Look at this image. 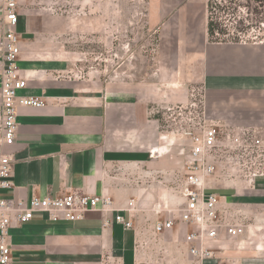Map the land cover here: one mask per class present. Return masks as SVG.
<instances>
[{
    "label": "crops",
    "instance_id": "1",
    "mask_svg": "<svg viewBox=\"0 0 264 264\" xmlns=\"http://www.w3.org/2000/svg\"><path fill=\"white\" fill-rule=\"evenodd\" d=\"M148 1L146 31L137 43L140 53L128 40L133 51L127 67L116 68L110 79H103L106 74L97 68L74 77L65 60L40 53L36 33L48 26L21 8L18 63L28 86L19 94L42 96L48 104L18 109L16 142L10 148L14 187L1 191L3 197L28 200L33 195L54 197L77 190L109 195L114 208H128L133 200L136 209L158 212L162 157L169 163L173 155L169 154L172 144H162L160 121L152 116V109L185 102L198 87L210 118L235 125L248 119L263 122L258 117L264 114L262 46L211 41L208 21L196 25V4ZM166 16L169 20L162 25ZM21 22L26 34L20 30ZM165 35L171 44L167 54H163ZM194 43L199 49L188 54ZM163 60L168 63L162 65ZM186 62L192 63L187 67ZM116 213L89 211L83 219L57 222L35 214L29 222L14 223L9 230L11 264H151L141 260L136 250L135 225L125 229L115 221ZM123 214L129 217V212ZM168 232L187 246L175 229ZM250 237L246 231L236 238L221 236L211 243L215 256L204 264H264L263 242L252 246Z\"/></svg>",
    "mask_w": 264,
    "mask_h": 264
},
{
    "label": "rangeland",
    "instance_id": "2",
    "mask_svg": "<svg viewBox=\"0 0 264 264\" xmlns=\"http://www.w3.org/2000/svg\"><path fill=\"white\" fill-rule=\"evenodd\" d=\"M148 2V0H22L20 6L30 16L36 17L40 24L48 26L36 33L40 53L65 60L66 67L69 68L68 73L74 77H83L90 70L97 68L106 74L103 79H110L116 68L121 71L127 67L126 60L132 54L130 51H133V46L127 44V41L135 42L136 51L140 48L137 43L142 40L143 31H146L144 28L148 20L146 9L149 6ZM182 2L196 4L198 21L196 25L203 26L204 21H209V17L212 16L214 23H219L220 29L224 32H218L216 29V37L233 43H243L247 47L252 46L251 44H260L257 46H262L264 53V5L258 0ZM209 2L213 5L212 14L208 8ZM167 20L169 16L162 19V25H165ZM27 22L29 23V20ZM20 30L23 33L28 30L23 22ZM165 38L162 44L167 46V50L163 54H167L171 47L168 41L170 36L165 35ZM191 48L192 51L188 54L195 52L199 46L194 43ZM137 53H140V49ZM167 63V60L162 61V65ZM191 63L186 62V66L189 67ZM260 63L264 68V62L261 60ZM133 78L141 79L136 76ZM193 89L199 91L197 101L201 100V96L204 98L203 90L198 87ZM190 94L191 92L185 102L162 104V107L151 111L152 116L158 117L160 121L162 144L171 143L169 154L173 155L169 163H165L162 157V212L138 207L134 213V225L137 230L136 250L141 260L146 259V262L151 264H200L189 255L187 246L175 233L165 232L156 235L151 230L161 216L163 219L168 215V209L180 207V196L174 181L183 174L186 164L189 140L181 134L182 130L179 128L187 125L186 118L191 111L189 103L192 101ZM181 109L183 113L179 115ZM199 110L200 106L193 108L192 112ZM258 117L259 121L263 122H252L248 119L242 125L252 128L254 134L260 137L264 136V114L261 113ZM164 152L162 147V154ZM258 163L257 167L260 165L263 174L252 182L255 186L249 185V178L245 175L231 181L224 174L216 175L210 185L223 197L228 216L234 222L245 225L246 235H252L249 239L252 246L263 242L264 247V156L258 159ZM165 166H169L170 169H165ZM253 169L251 166L249 171L252 172ZM167 194L171 197L169 201ZM231 195L232 197L227 198ZM175 231L184 240L186 226L179 224Z\"/></svg>",
    "mask_w": 264,
    "mask_h": 264
},
{
    "label": "built area",
    "instance_id": "3",
    "mask_svg": "<svg viewBox=\"0 0 264 264\" xmlns=\"http://www.w3.org/2000/svg\"><path fill=\"white\" fill-rule=\"evenodd\" d=\"M20 15V0H0V264H11L12 261L9 241L12 225L29 222L35 214L57 222L83 219L89 211H116L115 221L123 224L125 229H132L137 210L133 200L128 208H114V199L109 195H90L77 190L54 197L33 195L28 200L1 195V191L14 187V158L10 148L16 142L18 109L48 104L42 96L19 94L28 86V79L18 63L22 53L18 31ZM197 92L195 89L191 91L187 125L179 128L189 140L184 172L176 181L180 207L168 209V215L163 219L161 216L152 230L155 234H163L176 229L179 224L185 225L184 241L188 253L204 264L215 256L212 242L224 235L236 238L246 231L244 224L234 222L228 216L223 197L210 183L216 175L224 174L231 181L245 175L252 185L255 178L263 174V169L257 164L258 159L264 156V136H256L250 127L210 118L203 96L196 100ZM198 106L199 112H192ZM182 113L181 109L179 115ZM251 166L254 168L252 172L249 171ZM125 211L129 212L128 218L123 214Z\"/></svg>",
    "mask_w": 264,
    "mask_h": 264
},
{
    "label": "trees",
    "instance_id": "4",
    "mask_svg": "<svg viewBox=\"0 0 264 264\" xmlns=\"http://www.w3.org/2000/svg\"><path fill=\"white\" fill-rule=\"evenodd\" d=\"M258 1L262 5H264L263 0H258ZM208 8H209L210 13L212 14L213 5L211 4V2H209ZM216 29L219 30L218 32L224 33L223 30L220 29V24L219 23L215 24L212 16H210L209 21H208V34H209L210 40L211 41H228V40H222V38L220 37L219 38L216 37Z\"/></svg>",
    "mask_w": 264,
    "mask_h": 264
}]
</instances>
